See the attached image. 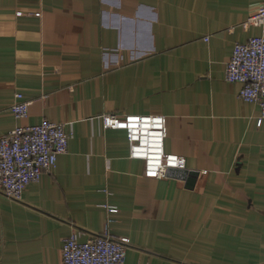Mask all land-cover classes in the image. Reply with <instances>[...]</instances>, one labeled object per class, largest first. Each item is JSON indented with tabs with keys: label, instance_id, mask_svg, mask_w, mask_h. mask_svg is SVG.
Masks as SVG:
<instances>
[{
	"label": "crops",
	"instance_id": "1",
	"mask_svg": "<svg viewBox=\"0 0 264 264\" xmlns=\"http://www.w3.org/2000/svg\"><path fill=\"white\" fill-rule=\"evenodd\" d=\"M262 4L0 0V137L44 119L73 131L22 200L0 193V264H62L67 237L107 225L130 240L125 264H264V121L225 79L236 43L263 35L244 26ZM109 113L167 117L187 170L147 178Z\"/></svg>",
	"mask_w": 264,
	"mask_h": 264
},
{
	"label": "built area",
	"instance_id": "2",
	"mask_svg": "<svg viewBox=\"0 0 264 264\" xmlns=\"http://www.w3.org/2000/svg\"><path fill=\"white\" fill-rule=\"evenodd\" d=\"M22 12H19L21 15ZM41 13H36L40 16ZM260 27L263 35L238 42L226 66L225 79L240 83L239 97L260 106L258 125L264 121V4L244 22L245 27ZM209 41V37L205 38ZM31 101L17 94L11 110L16 118H27ZM105 129H121L127 132L130 157L144 161L147 178H168L174 171H186L183 156L167 153V117L164 115L103 116ZM73 131L65 124L44 119L40 124L18 126L0 137V193L20 201L26 188L40 181L46 171L57 167L60 155L67 153ZM204 173H207L205 171ZM116 213L117 207H108ZM109 219V223H110ZM83 233L76 231L64 240L62 264H125L128 238L116 239L108 225L98 235L83 240Z\"/></svg>",
	"mask_w": 264,
	"mask_h": 264
},
{
	"label": "water",
	"instance_id": "3",
	"mask_svg": "<svg viewBox=\"0 0 264 264\" xmlns=\"http://www.w3.org/2000/svg\"><path fill=\"white\" fill-rule=\"evenodd\" d=\"M182 172V171H181ZM176 173H179L178 171H174L171 176L175 175ZM198 173L197 172H191L189 181L194 180L197 177Z\"/></svg>",
	"mask_w": 264,
	"mask_h": 264
}]
</instances>
